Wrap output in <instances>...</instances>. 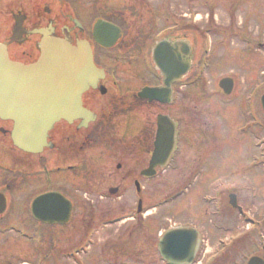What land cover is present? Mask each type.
Returning <instances> with one entry per match:
<instances>
[{
	"label": "flooded vegetation",
	"instance_id": "flooded-vegetation-1",
	"mask_svg": "<svg viewBox=\"0 0 264 264\" xmlns=\"http://www.w3.org/2000/svg\"><path fill=\"white\" fill-rule=\"evenodd\" d=\"M195 1H200L206 12L211 13L210 0H191ZM81 2L41 0L30 14L10 13L11 18L18 13L24 15L23 26L33 35L26 36L21 44L8 45L10 28L5 40H0V43L7 44L9 58L25 65L39 58L37 45L43 34L62 39L75 47L78 43H87L92 51L93 63L104 77L97 89H90L81 98L82 108L92 113L94 119L85 122L77 120L71 124L60 121L48 133V146L39 154L20 151L12 141L14 123L0 118V242H5L0 244L4 247L0 248V264L34 263L18 261L19 238L27 241L32 254H39V264H88L90 259L92 264H116L118 261L127 264L130 258L139 260L141 253H145L146 188L141 182L147 180L142 173L151 159L156 127L149 146L143 130L126 139L123 136L124 127L134 113L141 116L136 106L158 105L168 110L176 105L179 89H188L195 82L196 59L203 48L199 40L201 36L205 38L211 28L201 25L191 8L188 16L180 15L172 0H156L162 2L157 5L148 0H90L86 11L80 8ZM239 3H245V0H237ZM97 22L109 24L112 31L117 29L113 47L106 48L94 39ZM111 33L110 38H113ZM107 34L99 29L97 37L107 42ZM175 43H180L186 50L183 60L188 69L182 79L171 86L172 103L140 99L138 93L142 89L161 87L164 83L162 72L153 63L154 50L160 44ZM25 44L33 46L28 62L19 60L14 52L16 46ZM134 64L143 66L152 84L148 83L133 92L130 88L125 91L128 94H124L120 86L126 83L120 80V75L124 68L136 69ZM136 76L143 78L141 72ZM127 84L126 87H130ZM109 87L114 94L109 93ZM102 90L105 93H101ZM91 93L95 95L87 97ZM159 116H167L176 124L177 137L178 121L166 113L158 114L157 118ZM69 160L74 164L68 165ZM200 165L190 166L188 180L201 173L197 171ZM164 170L157 168L156 177ZM129 187H133L137 199L132 206L119 209L109 207L103 211L85 197L115 202ZM38 197H46L45 204L52 205L49 206V213L59 217H50L41 208L44 212L40 215L41 219H37L32 213V205ZM53 219H62V224L49 223ZM118 224L125 227L118 234V238L122 235L118 239L122 255L114 254L116 244L108 243L111 236L108 229ZM69 228L75 231L78 241L72 248L69 247L70 241L67 247L65 245V232ZM59 232L62 235L58 238ZM60 240L64 244L61 245ZM101 242L105 243L103 247H100ZM93 247L98 253L86 260ZM30 260H34V256Z\"/></svg>",
	"mask_w": 264,
	"mask_h": 264
},
{
	"label": "rangeland",
	"instance_id": "rangeland-1",
	"mask_svg": "<svg viewBox=\"0 0 264 264\" xmlns=\"http://www.w3.org/2000/svg\"><path fill=\"white\" fill-rule=\"evenodd\" d=\"M40 1L0 0V40L9 35L13 24L10 13L30 14ZM89 1L82 0L83 11L88 10ZM149 1L154 5L162 3ZM172 2L180 15L188 16L191 8L201 25L205 24L211 31L199 40L203 48L196 59L195 82L188 89H179L176 105L168 110L158 105L136 106L141 116L134 113L124 127L126 139L143 130L149 146L158 114H169L179 123L173 159L158 177L141 182L146 188L145 253H141L139 260L130 258V263L126 262L164 264L157 252L158 238L177 225L192 226L200 232L203 244L194 264H246L253 256L264 259V113L260 106L264 93V1L245 0L237 4V0H210V14L200 1ZM127 20L131 19L127 17ZM16 47L14 52L18 59L28 62L33 46ZM134 65L136 69L127 67L121 72L120 80L130 86H120L124 94H128L125 91L130 88L133 92L152 84L143 66ZM138 72L142 79L136 76ZM224 78L234 82L229 96L218 88ZM109 91L114 94L111 87ZM90 95L95 94L87 97ZM67 164L74 162L69 160ZM193 164H201L197 170L201 173L188 180L187 173ZM230 194L236 195L243 214L229 206ZM85 197L103 211L109 207L132 206L137 199L133 187L115 202ZM124 228L118 224L108 229L111 232L108 243L116 244L117 248L114 254L122 255L118 241L122 235L118 238V234ZM65 233L66 247L69 241V247H74L78 243L75 231L69 228ZM61 235L59 232L58 238ZM26 242L18 240V261L39 264L41 257L32 254ZM104 244L101 242L100 247ZM0 248L3 249V245ZM97 253L94 247L90 248L86 260ZM33 256L34 260H30ZM88 264H92L91 259ZM116 264L126 263L118 261Z\"/></svg>",
	"mask_w": 264,
	"mask_h": 264
},
{
	"label": "water",
	"instance_id": "water-1",
	"mask_svg": "<svg viewBox=\"0 0 264 264\" xmlns=\"http://www.w3.org/2000/svg\"><path fill=\"white\" fill-rule=\"evenodd\" d=\"M24 19L15 17L12 42H21L23 36L30 33L22 28ZM96 29H103L109 36L107 42L97 36L95 40L104 47H112L117 29L112 31L109 25L102 22L96 24ZM111 32L114 34L113 38H110ZM39 49L40 59L35 64L24 66L11 62L6 46L0 44V118L14 123V145L19 150L32 154H38L48 146V132L61 120L71 124L76 120L85 122L94 119L92 113L82 108L81 98L89 88L96 89L98 81L104 78L102 71L92 63L88 45L82 43L71 47L63 41L44 38ZM185 51L180 43L157 46L153 59L164 76V85L160 88L143 89L138 94L141 99L170 103L172 83L181 79L188 69L183 60ZM219 87L225 95H230L233 82L224 79ZM101 93L105 91L102 90ZM260 103L264 111V95ZM174 135V125L170 119L159 117L153 156L143 176H154L155 168L166 164L173 151ZM45 202L46 197L34 200V216L41 219L40 215L45 211L50 217H59L55 213H49V206L52 205ZM229 204L232 208H237L234 195L229 197ZM49 223L62 224V219H53ZM200 244V234L196 229L177 227L166 231L159 238L157 250L166 264H192ZM247 264H264V260L252 257Z\"/></svg>",
	"mask_w": 264,
	"mask_h": 264
}]
</instances>
